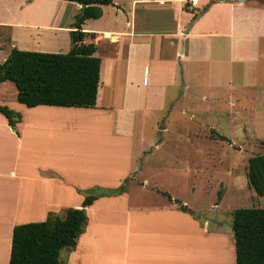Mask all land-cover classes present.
Masks as SVG:
<instances>
[{"label":"crops","instance_id":"0c3cea01","mask_svg":"<svg viewBox=\"0 0 264 264\" xmlns=\"http://www.w3.org/2000/svg\"><path fill=\"white\" fill-rule=\"evenodd\" d=\"M112 1L113 5L102 6L103 16L96 20L103 21V26L95 22L89 23L92 19L86 20L82 25L83 32L96 36L95 39L86 38V43L93 42L96 45V56L101 53L115 58L109 60L100 57L101 82L97 105L94 108L45 105L29 108L18 101L13 102L12 107L22 115L21 122L17 124L19 134L9 126L5 116L0 114V264H9L13 229L16 225L43 222L50 213L63 215L69 208L80 209L85 191L95 187L116 189L137 170L141 157L133 160V154H142L143 150L134 151L133 140L136 132L133 129V115H136L139 106L133 105L134 96L131 94L132 97L123 98L120 108L119 105L115 107L113 104L117 103L119 97L109 91L106 83H115L119 78L130 93L135 88L145 92L144 104L147 110H142V120L148 115L149 104L155 107L157 102L162 105L160 109L166 108V87L179 88L183 64L193 62L197 49L202 48L211 56L213 52L222 51L225 46L229 49L231 60L237 59L239 65H242L244 80L246 64H253L255 75L262 80L260 84L252 86L243 83L238 93L239 106L232 107L241 117L239 122L242 124V138L251 137L252 122L256 118L255 111L257 112L251 109V105L261 107L264 103V14H261L260 9L241 7L221 0H206L204 3L200 0L196 8L186 9L182 4L179 8L167 9L173 28L170 31L151 33L144 21V14L147 15V6L155 0H133L130 18H125V25L122 23L115 26L112 23L118 17L119 11L115 7L119 1ZM32 2L37 6L51 3L52 11L49 10L37 23L0 18V65L5 62L12 49L45 50L49 48V43L52 44L53 40L58 39L66 40L64 46L70 45V32L74 30V19L82 13L81 5L62 0ZM25 5L22 1L18 8ZM60 5L74 11L73 21L70 19L68 22L67 19L61 24L55 23V8ZM140 5L142 16L138 25L137 10ZM200 10V18L195 20ZM223 12L225 14L222 17L218 15ZM188 23L189 29L184 31L183 36L182 27ZM140 57L145 59L142 61ZM106 64L108 82L103 81ZM137 64L141 67L144 65L141 86L137 77L138 70L135 68ZM150 82L153 85L148 88ZM7 83H0V91H3ZM155 86L160 90V97L152 101L150 93ZM3 100L5 99L1 96L0 104H7ZM211 103L214 106L212 114L214 111L218 113V104ZM181 112L186 113V110L182 109ZM93 133H97L103 140L101 146L95 142ZM137 133L142 143L143 134L141 136L140 132ZM246 142V139H242L240 143L249 146L250 143ZM124 198L128 199L127 192L118 196L102 197L86 208L87 226L76 248L69 250L67 264H236L233 236L224 231L213 234L216 236L221 233L230 242V247L221 261H210L201 255L194 257L195 261L167 259L180 254L173 253L175 251L183 252L186 246L188 249L208 252V247L213 251L219 248L203 244L199 240H192L187 245L181 242L176 245L177 239L164 240L157 244L148 242L146 246L136 244L133 238L134 228L138 227L142 218L150 214L144 215L143 210L122 207L121 212L113 215V204L124 201ZM169 213L178 215V220H181V213L176 210H169L168 215ZM135 217L140 220L135 221ZM117 222L122 223L123 227L115 228H120L124 233L123 237L120 236V247L114 228ZM197 227L205 237L213 236L199 222ZM137 245L141 249L151 247L158 255L166 256L163 260H142L141 255L136 257L134 249ZM114 252L116 255L112 258L113 261L103 262L107 254H110L107 257L110 258ZM143 256L148 257L146 252Z\"/></svg>","mask_w":264,"mask_h":264},{"label":"rangeland","instance_id":"374dc122","mask_svg":"<svg viewBox=\"0 0 264 264\" xmlns=\"http://www.w3.org/2000/svg\"><path fill=\"white\" fill-rule=\"evenodd\" d=\"M22 1L26 5L18 8ZM117 1L119 3L115 10L119 11L118 17L109 18V20H114L113 23L110 21L109 23L114 26L122 23L125 25V18H130L133 0ZM205 1L202 0V3ZM221 1L238 4L241 7L257 8L261 10V14H264V0ZM180 6L182 3L179 1L172 3L152 1L147 6L149 12L147 15L144 14L148 30L151 33L161 30L170 31L173 28V21L167 9H176ZM52 7L51 3L37 6L32 0H1L0 18L1 20L8 18L37 23L44 18L49 10L52 11ZM141 8V5L138 6V25L139 18L142 16ZM184 8L186 7L184 6ZM56 12L55 23L59 24L63 21L66 22L67 19L69 22L74 14L72 9L69 10L64 5L56 7L55 14ZM200 14L201 10L197 12V16ZM224 14L223 12L218 15L222 17ZM74 21L76 22L77 18ZM92 22L103 26V21L92 20L89 23ZM189 26L190 23L182 27L183 36ZM65 41L62 39L53 40L52 44H48L49 48H45V50H40L41 48L32 50L34 48H31L23 51L66 54L72 49L73 44L70 38V45L64 46ZM143 52L146 53V51ZM195 53L196 57L192 63L183 64V75L179 79V88L166 87L167 102L164 106L166 108L160 109L162 105L157 102L155 107L149 104L148 115L144 116L142 120L141 112L145 108V92L135 88L130 93L128 89L124 88L125 86L119 78L115 83L110 84L106 69L108 64H106L103 81H107L105 86H108L109 91L119 97L117 103L113 105L115 107L119 105L120 108L123 98L133 95V105L139 106L138 112L133 115L135 121L133 129L136 132L133 143L134 151L143 150L142 154L135 155V152L133 154V160L141 158L137 170L124 184L125 191L123 193H128V199L124 198V201L121 200L120 203L113 204L112 211L116 216V212H121L122 207H128L130 210H143L144 215L150 214L142 220L135 217V221L140 220V222L138 227L134 228L133 238L135 243L141 246H146L148 242L157 244L164 240L175 241L177 239L176 245H180V242L187 245L192 240L195 242L199 240L203 244L219 247L214 251L208 247V252L188 249L186 246L183 252L180 250L173 252L180 254L174 255L173 258H167L169 260L180 258V262H186L187 259L195 261L194 257L201 255L210 261H221L230 247V242L226 241L225 236L221 233L216 236L213 234L224 231L233 236L235 243L232 231L234 213L242 208H264V196L257 195L250 187L248 180L249 159L264 154V111H262L264 103L261 107L254 106L255 108L251 105V109H255L257 112L255 111L256 118L252 122L251 137L248 138H242V124L239 122L241 117L233 110L239 106L238 93L241 91L243 83L252 86L260 84L262 80H259L255 75L253 64L245 65L246 77L244 80L242 65H239L237 59L231 60L229 49L225 46L222 51L213 52L211 56L207 55L202 48L197 49ZM97 56L103 59H115L101 53ZM140 58L142 61L145 59ZM151 60L154 61L155 58H151ZM135 68L138 70L137 77L141 86L144 65L141 67L137 64ZM121 75L123 76V74ZM7 84L2 89L3 91H0V97L2 96L5 99L3 101L7 102L3 106H8L16 111L12 107V103L17 102V89L13 83L8 82ZM149 85L148 88L153 85V82H150ZM146 89L147 87L145 91ZM159 93L160 90L155 86L150 93L151 100L159 99ZM211 102L218 104L217 110H220L218 113L214 111L212 114L211 110L214 106L211 105ZM145 109L147 110V108ZM182 109H185L186 113H182ZM137 132H140L141 136L143 134L142 143L138 139ZM218 136L224 137L225 140L217 139ZM93 138L101 146L103 140L97 133H93ZM242 139H246V144L249 142L250 145L241 144ZM182 205L187 207L188 211L183 212ZM172 209L181 213V220H178V215L174 216L172 213L168 215L169 210ZM197 222L208 228L213 236L202 235L198 231ZM116 226L123 227L120 222L114 224V228ZM115 231L117 244L120 247V236L123 237L124 233L120 228H115ZM138 246L134 250L136 257L141 255L140 259L142 260H163L166 256L158 255L151 247L141 249ZM69 250L66 248L61 253V261L64 264H67ZM144 252L148 257L143 256ZM115 255V252L111 253V257L107 258L110 256L107 254L106 258H103V262L113 261L112 258H115Z\"/></svg>","mask_w":264,"mask_h":264},{"label":"trees","instance_id":"16d2710c","mask_svg":"<svg viewBox=\"0 0 264 264\" xmlns=\"http://www.w3.org/2000/svg\"><path fill=\"white\" fill-rule=\"evenodd\" d=\"M86 6L70 32L72 49L66 54L41 53L12 49L0 65V83L11 82L17 89V101L29 108L40 105L94 108L101 82L102 60L97 47L86 38L94 34L82 31L86 20L103 16L102 6L112 0H62ZM0 114L17 133L22 115L0 105ZM217 139L225 140L218 136ZM126 179L116 189L99 187L85 191L80 209L69 208L63 215L50 213L43 222L16 225L13 229L9 264H64L61 253L75 249L88 223L86 208L102 197L121 195ZM248 180L257 195L264 196V154L251 157ZM172 200V198H171ZM232 231L235 239L236 264H264V208H242L234 213Z\"/></svg>","mask_w":264,"mask_h":264},{"label":"built area","instance_id":"2783aa9c","mask_svg":"<svg viewBox=\"0 0 264 264\" xmlns=\"http://www.w3.org/2000/svg\"><path fill=\"white\" fill-rule=\"evenodd\" d=\"M160 1L161 3H172V2H181L183 6L188 7V8H196L198 6V3L200 0H157Z\"/></svg>","mask_w":264,"mask_h":264},{"label":"water","instance_id":"95a60500","mask_svg":"<svg viewBox=\"0 0 264 264\" xmlns=\"http://www.w3.org/2000/svg\"><path fill=\"white\" fill-rule=\"evenodd\" d=\"M81 7H82V14H81V16H83V15H84V10H85L86 6L82 5ZM200 16H201V15H200ZM200 16H198L195 20H197L198 18H200ZM186 33H187V32H186ZM181 210H182L183 212L188 211L187 207H185V206H183V205L181 206Z\"/></svg>","mask_w":264,"mask_h":264}]
</instances>
